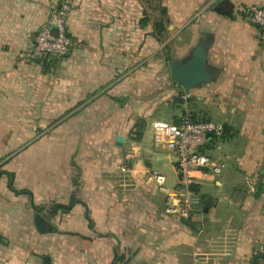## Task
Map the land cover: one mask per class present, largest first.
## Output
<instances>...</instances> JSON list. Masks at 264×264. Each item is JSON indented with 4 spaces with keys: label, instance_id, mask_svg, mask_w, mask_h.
<instances>
[{
    "label": "crops",
    "instance_id": "crops-1",
    "mask_svg": "<svg viewBox=\"0 0 264 264\" xmlns=\"http://www.w3.org/2000/svg\"><path fill=\"white\" fill-rule=\"evenodd\" d=\"M64 2L72 3L67 24L74 44L67 58L43 64L50 65L44 73L30 53L38 31ZM134 4L130 0L128 13L123 0H0V100H18L22 114L35 117V133L44 125L43 115L54 117L51 127L78 123L82 115V127L91 133L68 154L67 165H74L65 167L68 173L59 172L55 134L49 176L0 172V264H264V258L256 260L264 250V41L241 11L264 6V0H214L201 12L192 9L174 60L210 36L209 64L217 74L183 101L185 91L159 62L141 68L139 81L137 56L133 59L138 51L132 50L133 34L138 36ZM220 6L231 8L232 15L218 11ZM127 15L129 49L122 43ZM187 112L227 128L206 147L226 167L199 180L203 215L194 221L166 213L151 177L160 172L176 185L174 159L154 145L153 123H177ZM65 116L73 119L61 122ZM119 135L125 137L123 146L117 145ZM134 145L135 186L128 194L134 202L110 203L119 189L109 191L107 172L120 164L110 152ZM23 147L26 152L32 143ZM36 212L50 231L38 229Z\"/></svg>",
    "mask_w": 264,
    "mask_h": 264
},
{
    "label": "rangeland",
    "instance_id": "rangeland-1",
    "mask_svg": "<svg viewBox=\"0 0 264 264\" xmlns=\"http://www.w3.org/2000/svg\"><path fill=\"white\" fill-rule=\"evenodd\" d=\"M196 1L199 0H133V7L135 2L138 7V36L136 40L133 34L132 50L138 51L137 55H133V59L134 56H137L139 70L141 68L142 70H146V65L155 61L161 63L164 69L163 73L170 74L168 61L174 60V58L177 57V54L175 53V43L178 41L182 25L190 19V15H194L195 12L192 14V9L201 12L202 9L206 7V4H209V1L212 2L214 0H201L202 4H197L195 3ZM191 3L193 4V7H191ZM70 4L72 9V3L70 2ZM129 5L130 0H123V11L127 12L128 9L129 13ZM134 21L133 18V26L135 25ZM159 23H162V26H160ZM122 26L123 28L126 27L122 33V43L124 47L126 46L129 49L131 47V34L129 31L130 17L128 15L122 19ZM73 44L74 39L72 38V46ZM49 66L50 65L42 66L44 68V73ZM142 70H140V82L144 78ZM179 99L183 101L182 98ZM22 113L23 111L20 109V103L18 100H0V168L2 167L0 171L6 169V171H9L10 173L15 172L16 176L20 171L24 176L27 174V179L31 177L34 178L36 174L41 177L49 176L51 166L54 165V149L52 154L53 161H51L50 158V149H52L51 143L54 141L52 136L55 134L59 141L57 152V158L59 159V162H57L59 172L63 173L65 170L67 171L66 173H68L70 169L67 170L65 167L68 166L70 168V166H74L73 164L67 165L68 163H66V159L68 154L70 155L74 151L75 145H82V143L87 142V137L89 135L91 136L88 127H82L83 119L85 117L82 115L78 117L79 124L77 122H70L69 125L63 123L60 127H51L53 124L51 120L54 119V117L43 115L44 125L43 127H38V131L35 133V117L33 115L25 116ZM59 119L61 122H66L68 119H73V117L66 118L65 116L59 117ZM24 123L33 126L22 127V125H25ZM56 129H58L57 134L54 132ZM52 130H54L53 133ZM139 133L140 132L137 131L136 136L132 135L134 139L138 138ZM36 139L38 140L37 143H40L42 148L39 165L35 162L36 146L34 144ZM240 140L242 139L240 138ZM26 142L28 145L32 143V147L26 149V152H22L24 151L23 145ZM134 149L135 145L127 149H120L116 154L112 153L113 151H109L115 159H117L116 156L120 159L119 166H113V170L117 168L118 171L115 172L112 170L107 172V178L110 179L107 185L109 191L119 189V192H117L118 198H113L114 201H111L110 203H118L119 200L121 203L134 202V199L128 197V194L132 191L131 188L135 186V181H133L131 176L132 162L130 160V158L134 156ZM20 154H22L21 157L19 156ZM29 156H32V159L29 160ZM123 166L130 168V170L122 171L121 167ZM77 170L78 169L72 168L71 173L76 174L78 173ZM154 173L155 172L151 173V177H153ZM132 198L134 197L132 196Z\"/></svg>",
    "mask_w": 264,
    "mask_h": 264
},
{
    "label": "built area",
    "instance_id": "built-area-1",
    "mask_svg": "<svg viewBox=\"0 0 264 264\" xmlns=\"http://www.w3.org/2000/svg\"><path fill=\"white\" fill-rule=\"evenodd\" d=\"M71 10L69 2L54 9L47 23L38 31L30 53L39 64L60 61L69 56L72 38L69 35L67 18ZM244 17L258 27L260 39L264 41V6L241 7ZM183 100L187 93L181 95ZM227 128L223 123L195 118L190 112L177 123L156 121L153 123V143L165 148L172 155L178 173L176 185H170L160 172L153 175L158 190L165 199L167 214L180 219L194 221L203 215V198L196 190L199 180L219 175L226 167L222 159L214 158L206 151L207 145L225 136ZM122 171L130 168L121 167Z\"/></svg>",
    "mask_w": 264,
    "mask_h": 264
},
{
    "label": "water",
    "instance_id": "water-1",
    "mask_svg": "<svg viewBox=\"0 0 264 264\" xmlns=\"http://www.w3.org/2000/svg\"><path fill=\"white\" fill-rule=\"evenodd\" d=\"M223 3L228 4L227 1ZM217 10L226 15H232L231 8L226 10L220 6ZM211 45V37L206 36L183 59L168 61L171 79L179 84L186 93L194 88L202 87L216 76L217 70L209 64V49ZM124 139L123 136L119 135L117 137V145H123ZM35 223L40 231H50L48 221L39 212L35 213Z\"/></svg>",
    "mask_w": 264,
    "mask_h": 264
},
{
    "label": "trees",
    "instance_id": "trees-1",
    "mask_svg": "<svg viewBox=\"0 0 264 264\" xmlns=\"http://www.w3.org/2000/svg\"><path fill=\"white\" fill-rule=\"evenodd\" d=\"M159 24H160V26H162V23H159ZM0 170H1V168H0ZM259 258H264V250L261 253H258L256 255V260H258Z\"/></svg>",
    "mask_w": 264,
    "mask_h": 264
}]
</instances>
